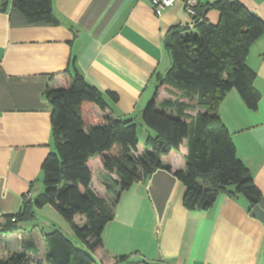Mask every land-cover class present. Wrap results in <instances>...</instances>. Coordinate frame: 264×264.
<instances>
[{"label":"crops","instance_id":"obj_1","mask_svg":"<svg viewBox=\"0 0 264 264\" xmlns=\"http://www.w3.org/2000/svg\"><path fill=\"white\" fill-rule=\"evenodd\" d=\"M5 1L9 4L3 8ZM52 1L58 24L30 23L12 0H0V225L4 215L20 211L25 196L34 200L44 191L42 164L54 148L47 89L67 88L72 76L80 73L107 103L106 111L92 105L93 116L136 120L137 155L144 152L152 134L146 129L145 140L139 121L154 95L158 105L167 99L189 102L181 91L163 83L172 65L166 37L173 27L192 20L185 0L159 13L149 0ZM239 1L264 22V0ZM219 17L216 10L207 14L212 23ZM246 63L257 74L258 109H248L231 90L219 114L232 135L237 157L262 193L259 205L264 209V34L251 45ZM190 103L194 108L186 112L195 115L200 109L196 102ZM187 153L184 140L179 152L164 156L163 162L174 171L185 169ZM90 168L92 189L113 201L98 156L90 161ZM185 192L165 170L123 191L115 217L103 231L102 247L93 253L98 263L114 264L118 256L128 255L132 264H264V221L251 216L245 197L223 193L211 209L190 211L183 204ZM35 212L31 231L23 226L20 232L0 234V258L24 252L23 239L31 232L40 249L32 259L45 262V230L40 231V226L52 225L54 230L57 223L62 230L65 221L49 205ZM75 222L83 226L85 218L76 216Z\"/></svg>","mask_w":264,"mask_h":264},{"label":"trees","instance_id":"obj_2","mask_svg":"<svg viewBox=\"0 0 264 264\" xmlns=\"http://www.w3.org/2000/svg\"><path fill=\"white\" fill-rule=\"evenodd\" d=\"M8 4L5 1L3 8ZM12 5L30 23H59L52 0H12ZM212 10L220 14L217 23L207 18ZM191 19L192 26L170 30L173 45L167 49L172 65L163 79L189 102L167 99L158 105L154 95L141 115L142 126L152 134L140 155L136 120L93 116L89 111L92 105L106 111L107 103L103 93L80 73L72 76L67 88L46 90L52 106L54 148L42 164L44 191L34 200L25 196L19 212L4 215L0 234L20 232L25 223L36 220L35 210L49 205L71 226L86 250L77 248L56 228L44 234L45 262H35L32 258L40 255V249L34 234L28 232L23 239L24 252L8 253L0 258V264H99L93 253L102 247L103 231L115 217L122 192L158 170L172 173L185 187L183 204L190 211L211 209L223 193L245 197L250 209L260 204L262 193L237 157L219 107L235 90L248 109H258L261 93L254 84L257 74L246 59L251 45L264 34V22L239 0L197 3ZM109 95L116 100L113 93ZM191 101L200 109L195 115L186 112L194 108ZM184 140L188 148L186 168L174 171L163 157L179 152ZM96 156L108 174L104 182L113 201L101 198L91 187L90 161ZM76 216L85 218L83 226L75 222ZM114 264L132 261L122 255Z\"/></svg>","mask_w":264,"mask_h":264},{"label":"rangeland","instance_id":"obj_3","mask_svg":"<svg viewBox=\"0 0 264 264\" xmlns=\"http://www.w3.org/2000/svg\"><path fill=\"white\" fill-rule=\"evenodd\" d=\"M217 13V12H216ZM191 17V16H190ZM189 25L190 26H192L193 25V23H192V20H191V22L189 23ZM139 123H141V120L139 121ZM144 127H142V126H139V133H141V132H143L144 133V131H145V135H144V139L145 138H147L146 136H147V130L145 129ZM146 140V139H145ZM65 221V220H64ZM56 224V226H58V228H60V225H58L57 223H55ZM64 229H63V227H62V230H63V232L68 236V238L71 240V241H73L74 242V244H75V246L77 247V248H79V249H82V250H86V248L84 247V245L83 244H81L78 240H77V238H76V236L74 235V233L72 232V229H71V226L65 221L64 222ZM24 226V229L25 230H27V231H31L32 229H33V226H34V223H26V224H24L23 225ZM45 228V229H44ZM51 228H53V226L51 225V227H47L46 226V224H43L42 226H40V231L41 230H45L44 232L45 233H48V232H51L53 229H51ZM71 231V232H70ZM44 247V246H43Z\"/></svg>","mask_w":264,"mask_h":264},{"label":"built area","instance_id":"obj_4","mask_svg":"<svg viewBox=\"0 0 264 264\" xmlns=\"http://www.w3.org/2000/svg\"><path fill=\"white\" fill-rule=\"evenodd\" d=\"M178 0H149L152 8L157 12L172 7ZM196 0H185V8L189 15H195ZM162 264H168L163 262Z\"/></svg>","mask_w":264,"mask_h":264},{"label":"water","instance_id":"obj_5","mask_svg":"<svg viewBox=\"0 0 264 264\" xmlns=\"http://www.w3.org/2000/svg\"><path fill=\"white\" fill-rule=\"evenodd\" d=\"M173 32H170L166 37V46L171 47L173 45ZM252 217H255L261 221H264V209L258 204L251 209L250 212Z\"/></svg>","mask_w":264,"mask_h":264}]
</instances>
